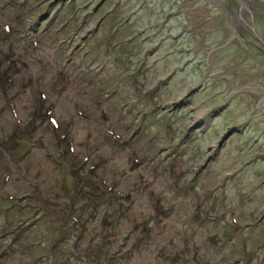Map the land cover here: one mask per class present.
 Listing matches in <instances>:
<instances>
[{
  "label": "rangeland",
  "instance_id": "374dc122",
  "mask_svg": "<svg viewBox=\"0 0 264 264\" xmlns=\"http://www.w3.org/2000/svg\"><path fill=\"white\" fill-rule=\"evenodd\" d=\"M247 2L0 0V264H264Z\"/></svg>",
  "mask_w": 264,
  "mask_h": 264
},
{
  "label": "flooded vegetation",
  "instance_id": "af4514ba",
  "mask_svg": "<svg viewBox=\"0 0 264 264\" xmlns=\"http://www.w3.org/2000/svg\"><path fill=\"white\" fill-rule=\"evenodd\" d=\"M209 2L212 4H215V5H220L221 6V8L222 9H231V12L233 13V15H232V13H230L229 12V14H230V19H231V23H230V26H231V28H228L229 29V34H230V36H231V39H232V37L233 36H237V34H241L240 33V30H232V29H234L235 28V26H236V24L238 25H245L246 24V22L244 21V15H242L243 13L242 12H244V10L245 9H249V10H246L247 11V14L249 15L248 16V22H250V23H252V24H254V16L255 15H260L259 13H257L256 11H255V15L253 14V12H252V10H251V8H252V4H249L248 2H247V0H227V2H226V4H224V3H222L221 1H219V0H209ZM236 5H235V4ZM257 5V2H255V5L254 6H256ZM258 5H260V4H258ZM257 5V6H258ZM246 7V8H245ZM237 8V9H236ZM239 8V9H238ZM245 8V9H244ZM244 9V10H243ZM255 9H257L256 7L254 8V10ZM228 15V14H227ZM232 15V16H231ZM54 18H56V17H54ZM233 24H235L234 26H233ZM243 25V26H244ZM247 25V24H246ZM249 26V25H248ZM248 26H246V27H248ZM246 29V28H245ZM249 30H253V28H249ZM247 32H248V30H247ZM253 32H254V30H253ZM249 33V32H248ZM234 34V35H233ZM238 35V37H240ZM243 36V35H242ZM177 37V36H176ZM234 38V37H233ZM243 39V38H242ZM233 40V39H232ZM240 41V40H239ZM243 41H244V39H243ZM248 44H250L249 42H247ZM242 44V41H240V45ZM248 44H245L246 45V47H245V49L246 50H248V51H251V52H253V49H251L250 48V46H248ZM262 44V43H261ZM181 50H178V51H176V52H180ZM260 55L261 56H264V54H261L260 53ZM205 65V63L203 64V65H201L200 64V66H204ZM205 67V66H204ZM179 69V68H178ZM223 101H225V100H223ZM228 105H229V102H222V103H220V104H218L215 108H214V114H213V116L215 117L216 115H219V113H222L221 111H223V109L225 110V109H227V107H228ZM217 117V116H216ZM209 125V124H208ZM208 125H207V127L205 126H203L202 125V127H199V125L197 126L198 128H197V131L196 132H194L193 130L194 129H192L191 127H190V130H189V132L188 133H186V136H184V137H186V139H185V141H187V139L190 137V136H194V138H197V137H200L201 135H203V133H205V130L207 131V128H208ZM242 127H240L239 129H241ZM243 129V128H242ZM193 131V133H191ZM197 134V135H196Z\"/></svg>",
  "mask_w": 264,
  "mask_h": 264
},
{
  "label": "water",
  "instance_id": "95a60500",
  "mask_svg": "<svg viewBox=\"0 0 264 264\" xmlns=\"http://www.w3.org/2000/svg\"><path fill=\"white\" fill-rule=\"evenodd\" d=\"M233 130H236V131H237V128H236V127L231 128V129L229 130V133H232ZM227 135H229V134H227Z\"/></svg>",
  "mask_w": 264,
  "mask_h": 264
}]
</instances>
